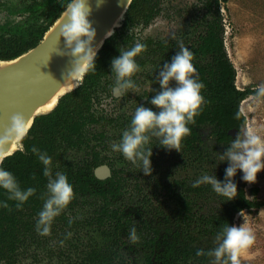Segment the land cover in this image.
Listing matches in <instances>:
<instances>
[{"label": "trees", "instance_id": "1", "mask_svg": "<svg viewBox=\"0 0 264 264\" xmlns=\"http://www.w3.org/2000/svg\"><path fill=\"white\" fill-rule=\"evenodd\" d=\"M152 1L155 0H132L121 27L106 39L96 55V69L87 70L82 84L63 96L53 111L34 119L21 141L22 150L5 158L1 164L0 167L14 175L21 189L35 188L36 194L17 209L16 202L8 200V193L0 188V264H16L21 254L33 247H41V240L46 239L36 231V221L46 199L48 181L42 174L44 166L32 152L33 147L52 158L53 175L63 172L74 195L82 194L99 202L92 222L102 229L103 238L108 242L89 252L86 262L81 264H210L211 258L198 257L196 251L215 247L217 233L225 223L233 225L236 214L264 208L263 202L246 198L245 182L241 179L243 173L239 170L233 178L237 195L232 200L218 195L208 184L193 187L204 173L215 174L221 182L224 180L228 164L220 162L217 153L222 154L246 125L241 102L249 96L255 97V90H238L235 86L236 70L225 49L219 7V2L228 0H197L201 15L196 20L191 18L190 25L196 30L193 29L192 35L184 36L183 44L194 53L193 64L204 84L201 94L205 103L194 117V123L188 125L191 131L182 139L179 152L175 149L166 151V177L158 178V195H150L144 201L155 217L142 221L137 228L135 246L138 248L132 250L133 255L121 252L126 246L121 234L129 227V221L115 203L120 196L119 181L113 177V180L100 182L93 176L92 167L102 163L99 153L91 148L90 162L65 163V171L60 170L66 152L83 146L88 148L91 142L105 144L108 141L103 132L91 134L84 130L85 126L100 120L89 111L93 94L99 88L101 78L111 69L112 59L119 56L120 51L133 47L134 39L128 33L131 21L138 15L151 16L156 12L157 5ZM68 2L34 0L31 5L10 11L24 13L26 18L23 22L12 23V27L0 26V61L13 60L36 47ZM169 48L172 51H168ZM165 50L171 62L179 49L171 42L170 46L161 45L160 51ZM167 58L164 56L162 62ZM127 125L123 127L127 128ZM231 131L237 132L235 137L229 134ZM146 147L150 148L149 145ZM162 150L165 148L157 154L162 155ZM161 192L164 193L162 201ZM251 192L256 195L258 190L254 188ZM4 203L8 204L7 208L2 206ZM77 226V222L68 220L62 211L52 223L50 237L57 233L61 237L60 230L67 228L69 231Z\"/></svg>", "mask_w": 264, "mask_h": 264}, {"label": "rangeland", "instance_id": "2", "mask_svg": "<svg viewBox=\"0 0 264 264\" xmlns=\"http://www.w3.org/2000/svg\"><path fill=\"white\" fill-rule=\"evenodd\" d=\"M152 2L157 5L153 16L147 21L134 19L128 28V33L133 36L134 45L139 42L147 46L146 50L135 58L139 65V71L134 73L131 79L136 87L128 89L122 97L114 99H112L110 90H99L94 96V99L98 101L92 110L95 115L98 118L102 116L112 118L119 124L112 125L102 122L98 123L99 125L90 126L91 131H104L110 139L108 143H99L96 147L101 151V156L105 158L106 162L112 163L113 167L119 171L123 179L120 196L115 203L129 221V227L121 234V239L126 245L123 246L121 252H128L129 256L133 255L132 250L138 247L135 246L137 241L135 243L129 241L128 234L132 228H135L137 232L142 221L155 217L151 209L145 206L144 201L148 196L158 194L156 190L158 178L166 177V166L161 155L155 156L162 148L156 138H152L148 144L152 148V156H155V160L151 161L152 174L150 176L143 174L142 166L139 163L134 164L121 153L113 151L111 145L119 143L123 131L130 126L132 116L139 105L158 112L152 106L150 107L148 101L145 100L155 96L160 90V85L156 82L159 70L162 68L160 63L164 54L172 51L169 48L168 51L161 52L160 47L162 44L170 46L171 42L176 47L178 42H184V36L192 35L193 29L196 30L190 25L191 18L196 20L201 15V11H198L200 3L198 4L197 0H155ZM219 7L223 18L225 49L236 70L235 86L238 90L247 88L256 90L259 85H264V0H228L226 3L219 2ZM4 18L5 10L0 11V25ZM111 72L110 69L101 78L100 88L102 86L107 90L109 86L113 88L115 79L111 76ZM170 86L175 87V82H170ZM240 106L246 119L245 126L255 128L264 137V97L257 99L249 96L241 102ZM123 121L129 123L127 128L123 127L125 125L122 123ZM88 154L87 149L66 152L63 155V163L59 165L60 170L65 171V163L85 160ZM204 175L207 174L204 173ZM244 187L248 200L264 203V170L257 174L255 183L245 182ZM254 188L258 190L256 195L251 192ZM163 196L164 193L161 192V201ZM97 205L98 202L93 198L74 195L70 204L63 211L68 220L77 222L78 226L69 231L66 228L61 237L59 233L53 234L52 237L46 236V239L41 240V247H33L23 255L21 254V258L16 264L85 263L89 252L108 242L103 238L102 229L91 224ZM261 210L264 208L246 210L243 211V216L240 213L234 216L233 225L240 226L246 223L256 236L255 243L241 253L240 264H264V211ZM69 232L72 235L70 238H66Z\"/></svg>", "mask_w": 264, "mask_h": 264}, {"label": "clouds", "instance_id": "3", "mask_svg": "<svg viewBox=\"0 0 264 264\" xmlns=\"http://www.w3.org/2000/svg\"><path fill=\"white\" fill-rule=\"evenodd\" d=\"M91 13L90 0H69L64 6L59 35L66 41L69 51L61 54L78 58L73 63L74 71L69 77L96 69L94 64L96 52L91 47L96 31L89 19ZM146 47L145 44L137 42L132 48L120 51V55L112 59L111 71L115 79L113 93L122 96L128 89L136 87L131 79L134 73L139 71L135 58L144 52ZM178 49L171 62L163 64L156 78L160 90L149 103L159 111L154 112L151 108L139 105L135 109L130 126L123 131L119 143L111 145L113 151L121 153L134 164L139 163L145 176L152 174V148L146 145L152 138H156L161 147L178 151L182 139L190 134L188 125L194 123V117L199 114L201 106L205 103L201 94L204 84L200 82L193 64L194 53L185 47L182 41L178 42ZM173 81L175 87L170 86V82ZM255 97L257 99L264 97V85L257 87ZM25 126L26 120L23 115L16 114L11 118L12 133L19 135ZM32 152L44 166L42 174L48 181L46 199L36 221V231L41 236H48L51 234L54 219L74 198V191L63 172H56L53 175L52 158L46 152H40L36 147L32 148ZM217 155L220 162L228 164L224 180L221 182L215 174L203 175L194 182L193 187L208 184L218 195L232 200L237 195V185L233 178L238 170L243 173L241 179L249 184L255 183L257 174L264 170V137L255 128L245 126L226 150ZM4 159L5 154L0 152V164ZM0 188L6 190L8 200L16 202L17 209L36 194L35 188L21 189L14 175L2 167ZM2 206L7 208L8 204L4 203ZM243 214L240 213L241 216ZM71 235L69 232L66 238H70ZM128 239L132 243L138 240L135 228L129 232ZM255 241L256 236L246 223L240 226L225 223L215 237L216 246L207 251L198 249L196 255L211 258L210 264H240L241 253L249 249Z\"/></svg>", "mask_w": 264, "mask_h": 264}, {"label": "water", "instance_id": "4", "mask_svg": "<svg viewBox=\"0 0 264 264\" xmlns=\"http://www.w3.org/2000/svg\"><path fill=\"white\" fill-rule=\"evenodd\" d=\"M131 2L132 0H99L98 6V0H90L92 13L89 19L96 31L91 47L95 50L99 46L95 50L96 55L106 39L120 27ZM62 21L61 14L33 49L13 60L0 61V139L4 137L0 140V152L5 154V158L22 150L21 141L36 117L53 111L63 96L80 85L79 83L76 88L61 95L51 111L39 112L40 107L74 70L73 63L78 59L61 54L69 51L66 41L59 35ZM16 114L23 115L26 120V126L19 135L10 130L11 118ZM236 133L229 132L232 137ZM100 170H103L102 174H109L105 168ZM99 172L97 176H100Z\"/></svg>", "mask_w": 264, "mask_h": 264}, {"label": "flooded vegetation", "instance_id": "5", "mask_svg": "<svg viewBox=\"0 0 264 264\" xmlns=\"http://www.w3.org/2000/svg\"><path fill=\"white\" fill-rule=\"evenodd\" d=\"M33 1L34 0H0V11H3V10H5V18H4V20H3V22H2V24L0 25V26H3L4 24H6L8 27H12V23H20V22H23L24 21V19L26 18V14H21V13H12V12H10V11H13V10H16V9H22L26 4H32L33 3ZM58 2H60L61 0H57ZM153 15H151V16H149V15H147V16H136L134 19H140V20H142V21H147V20H149V18H151ZM121 27V26H120ZM115 32V31H114ZM114 34V33H113ZM112 34V35H113ZM130 36H132V35H130ZM133 37V36H132ZM164 56H165V58H169V53L168 52H166V54H164ZM167 58V60L166 61H164V62H162L161 61V63L160 64H162V66H163V64L165 63V62H169V59ZM170 63V62H169ZM112 77H113V79H114V74L113 75H111ZM109 86V85H108ZM114 87V86H113ZM112 87L111 86H109L108 87V90L104 87V86H102L101 88H100V86H99V88L97 89V91L96 92H98L99 90H101V91H112ZM96 92L93 94L94 96L96 95ZM111 96H112V99H114V98H118L119 96L118 95H116L115 93H113V91L111 92ZM122 97V96H121ZM120 97V98H121ZM154 97V96H153ZM152 96L150 97V98H146L147 100H145V101H148V103H149V101L153 98ZM96 102H98V101H96L95 99H94V97H93V100H92V105H91V107L89 108V111H91L94 115H95V112L94 111H92L93 109H94V105L96 104ZM142 104H143V102H141ZM149 106L151 107L152 106V108L153 109H156L157 111H159V109H157V108H155L153 105H151L150 103H149ZM96 116V115H95ZM96 118H98L97 116H96ZM100 120L97 122V123H93V124H90V125H88V126H85L84 127V130H85V132L87 133V131L88 132H90L91 134H97V133H102V131L101 132H97V131H91V129H90V126H92V125H96V124H101L102 122H105L106 124H112V125H118L119 123H118V121H116V120H114V119H112V118H109V117H101V118H99ZM123 124H129L128 122H126V121H123L122 122ZM98 124V125H99ZM103 133H104V131H103ZM104 135H105V133H104ZM105 138L109 141L110 139L105 135ZM108 141H105V143L107 142L108 143ZM99 143H101V142H91V145H90V147H82L81 149H87L88 150V152H89V154H88V157L85 159V160H83V161H80V162H76V161H72V162H70V163H73V164H82V163H84V162H90L91 160H92V156H91V153H92V149L91 148H94V150L96 151V152H98L99 153V158H100V160H101V164L100 165H96L95 167H92V172H93V176L95 177V179H97L98 181H100V182H107V181H109V180H113V177H115L116 178V181L118 180L119 181V184H120V187H121V182H122V177L120 176V173H119V171L117 170V169H115L114 167H113V165H112V163H109V162H106V160H105V158L103 157V156H101L102 155V153H101V151L100 150H98V148L96 147V145L97 144H99ZM101 144H103V143H101ZM81 149H77V150H81ZM76 150V149H75ZM173 149H166L165 148V150H162L163 152H162V155H161V157H162V159H164L165 161H167V153H166V151H172ZM156 157H159L160 156V154H156L155 155ZM152 160H155V157L152 159ZM103 168H105L106 170H108V172H109V174L108 175H106V174H102V173H104L103 172V170H100V169H103ZM98 171H100L99 173H100V176H97L98 175ZM114 178V179H115ZM160 192V191H159ZM158 195V194H157ZM75 196H78V197H80V196H82V194L81 195H75ZM85 197H87V196H85ZM93 197V196H92ZM90 198V197H89ZM94 199V198H93ZM94 200H96V199H94ZM97 202H98V200H96ZM98 204H99V202H98ZM97 211L98 210H95V214H97ZM64 212V211H63ZM94 217V216H93ZM92 217V218H93ZM91 224L93 225V226H95V227H97V228H100L95 222H92V219H91ZM62 233H65V229H62V230H60Z\"/></svg>", "mask_w": 264, "mask_h": 264}, {"label": "bare ground", "instance_id": "6", "mask_svg": "<svg viewBox=\"0 0 264 264\" xmlns=\"http://www.w3.org/2000/svg\"><path fill=\"white\" fill-rule=\"evenodd\" d=\"M98 47L99 46H97V48ZM85 72L82 75H73L72 77H69V75H70L69 74L67 76V78L61 83V85L59 86V88L57 89V91L51 96V98H49L40 107L39 112H48V111H51V109L56 105V103H57V101H58V99L60 98L61 95H63L64 93H66V92H68V91L76 88L79 85L80 81L84 77ZM14 148H15V146H13V149Z\"/></svg>", "mask_w": 264, "mask_h": 264}]
</instances>
